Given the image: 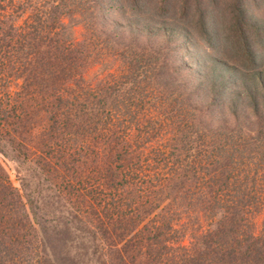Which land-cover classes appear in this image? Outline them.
<instances>
[{
    "label": "trees",
    "instance_id": "trees-1",
    "mask_svg": "<svg viewBox=\"0 0 264 264\" xmlns=\"http://www.w3.org/2000/svg\"><path fill=\"white\" fill-rule=\"evenodd\" d=\"M227 1L231 17L230 22L224 24L225 34L237 43L236 50L245 60L244 68L238 67L229 80L221 76L219 81H213L205 76L206 85L203 86L182 81L183 67L176 62L181 59L183 48L189 55L200 47L201 59L192 61L195 65L206 55L202 47L210 46L218 29L216 20L209 16V24L206 17L218 8L217 0H178L174 16L178 14L179 21L186 22L185 18L192 13L196 17L198 40L195 42L187 24L182 27L178 22L170 23L176 17L163 22V14L173 4L171 0H0V151L9 149L16 159H29L44 173H60L72 156L67 154L68 159L61 161L60 155L64 156L59 153L61 151L48 145V141L59 134L65 140L72 137L90 139L86 141L91 154L100 160L104 154L106 159L100 164L102 169L96 166V173H93L100 186L107 190L108 210L98 211L83 197V206L87 204L89 208L86 216H92L93 220H76L83 229L93 222V232L86 242L91 243L92 255L97 254L94 257L99 262L86 261L87 264H264L262 235L253 233L254 224L249 217L246 221L247 213L255 215L261 206L260 202L256 203L259 197L255 195V177L248 180L249 186L247 177L242 187L236 178H232L235 166L251 164L256 168L264 164V140L256 143L254 149L247 146L249 150H258L253 160L249 153L246 154L247 148L243 151L237 149V145L227 148L207 146L208 143L204 142L205 136L213 138L210 132L213 122L217 123L218 119L212 115V110L222 93L231 87L230 82L239 83L243 92L231 91L228 100L230 114L224 112L226 117L224 115L217 123L220 130L217 134L236 127L243 114L244 121H247L244 127H249L251 136L264 137V67L259 70L263 61L258 56L264 50V36L246 40V29L253 28L254 32L260 29L249 21L244 4L239 0ZM73 15L77 19L72 18ZM59 16L69 17V25H57ZM157 19L160 23L156 22ZM78 24L85 31L80 41H73L69 30ZM260 31L264 33V30ZM143 35L146 40L153 35H160L164 40L162 43L152 40L142 43ZM93 44L134 65L145 63L161 90L170 94L178 90V104L186 103L184 105L189 109L181 116L183 119L184 116L190 117L189 122L184 119L185 122L178 126L184 127L188 135L174 141V146L170 139L163 145L170 124L156 126L152 111L129 112L127 104L122 111L118 110L127 121H123L117 130L116 124L107 131L106 127L99 129L92 125L84 133L81 124L84 120L76 112L91 102L99 107L95 109L99 117L105 103L103 91L106 89L103 86L97 99L91 101L93 93L85 89L84 82L80 84L83 70L79 61L91 54ZM220 68L228 75L234 73L229 74L232 68L225 65ZM132 71L133 79L138 78L137 69ZM185 77L189 78L188 75ZM144 78L149 80L148 75L141 80ZM196 90L202 91L199 99ZM138 93L143 97L145 91L140 89ZM249 105L251 107L244 110ZM41 112L47 114L45 125L49 132L33 136L39 139L29 146L27 139L31 136L33 124L38 125ZM213 117L215 120L211 121ZM230 119L232 123H229ZM239 138L245 142L246 136L240 135ZM159 144L160 151L157 149ZM165 145V151L171 156L168 167L171 177H155L153 183L154 177L145 171L151 168L147 157L154 152L153 158L163 159L162 147ZM187 146L190 154L182 156ZM69 161L77 165L82 163L75 157ZM190 171L191 177L199 171L207 176L199 179L205 182L203 189L197 188L195 192L187 187L189 183L185 175ZM25 203L31 209L35 208L28 194ZM25 203L2 177L0 168V264H35L36 260L80 264L81 259L78 260L75 253L63 258L60 252L52 251L48 238L38 241L33 250L34 237L29 238V230L35 231L38 223L34 222L37 224L34 227L27 220ZM199 210L206 219L213 217L214 221L210 220L208 230L194 235L192 243L184 247L180 245L181 235L172 223L184 220L187 222L183 223L185 228L188 223L197 221Z\"/></svg>",
    "mask_w": 264,
    "mask_h": 264
},
{
    "label": "rangeland",
    "instance_id": "rangeland-1",
    "mask_svg": "<svg viewBox=\"0 0 264 264\" xmlns=\"http://www.w3.org/2000/svg\"><path fill=\"white\" fill-rule=\"evenodd\" d=\"M171 1L173 4L168 6L170 9H167V12L163 14V22H166V20L172 21L178 15L176 14L174 16V12L178 6V0ZM239 1L241 4H244V7L246 8V15L249 21L255 24L260 30H264V0ZM228 5L229 3L227 0H217L218 8L216 11H212L210 15L206 17V20L209 24L211 19H215V22L218 23V29L216 37H214L212 42H210V46H201L203 49L202 51H205L206 55L199 64L196 63L195 65V63H192V61L201 59L199 58L200 47L198 49H193L189 55L186 53L184 48L182 49V57L178 62H176L178 66L182 65L183 67L180 74V79L182 81H190L194 85L202 84L204 86V84L206 85L204 80L205 76H207V80L219 81V77L221 76H223V78L226 76V80H229L234 76L235 71H238V67L244 68L243 62H245V60L243 59L241 52L236 50L237 43H233V41L229 40L230 36H226L225 34L226 25L224 24L228 23V21L230 22L231 17L230 13L227 11ZM212 15L214 18H212ZM209 16L211 19H209ZM75 17L76 15L72 16V18L77 19ZM185 19L186 22H181L178 20V17H176L174 21L170 23L178 22L182 27L187 24L192 41L195 42L198 40L196 33L197 29L195 25L196 17L192 13ZM69 20V17L67 18L66 16H59L56 22L57 25H64L67 23L69 25ZM142 21L143 20L141 19L140 22ZM159 21L160 20L158 19L156 20L157 23H160ZM70 23L72 22L70 21ZM252 30L253 28L249 30L246 29V40L248 39V41H251L253 38H261L264 36L262 31L259 30L258 32H254ZM84 31L85 29L81 24L72 25L69 30V34L73 41H80ZM145 35H143L141 38L142 43L144 41L151 40L162 43L164 40L160 35H153L149 38V40H146L144 37ZM179 42L182 44L180 39ZM92 47L91 54L89 56H85L83 60L79 61V63H82L81 69L83 70L80 72V76L83 79L80 84L84 82V84L87 85V88L85 89L93 93L94 97L90 98L91 101L97 99V93L103 91L102 86L104 89H106V91H103L106 97L104 96L103 98L105 103H103L104 108L100 110V118L97 116L98 112L95 111V109H98L99 107H96V104H92L91 102L85 103L84 106H86V108L76 112V115H79L78 117H82L81 119L84 120H82L83 122L81 123L82 131L84 133L87 131V129H89V127H92V125L99 129L106 127L107 131L108 129L113 128L112 126L116 124L115 130H117L120 125H123V121H127V118L122 116L118 110L122 111L124 106L127 104L129 112L134 111L136 113H147L149 110L152 111V120L156 126L162 125L163 127H166L170 124V128H166L165 137L167 138L163 140V145L168 143L167 139H170L171 145L174 146V141L182 140L183 137L188 135V132L184 127L178 126L180 123L185 122L184 119H186V122L190 121V117L184 116L183 119L181 116L183 112H189V109L188 107H185L184 104L186 103H182L180 105L178 104L179 98L176 96L178 90H173L172 94L166 92L164 89L161 90L160 86L155 82V80L153 81L151 78L150 73L146 69L145 63H138L134 65L133 63L129 62V60H123L118 57V55L112 54L111 51H104L97 44H93ZM168 47L171 48L170 46ZM258 56L260 57L259 60L263 61V64L259 69L262 70L264 67V50L261 53H258ZM224 65L232 68V70H229V74L232 72L234 73L228 75L225 73V70L222 71L220 66ZM135 69H137L138 78L133 79L132 70ZM144 74L149 76V80L148 78L141 80V78L147 76H144ZM185 75H188L189 78H186ZM263 78L264 71L262 72V79ZM230 84L231 87L227 89V92L224 94L222 93V96L219 98V103L213 107L212 115L217 117V123H219L224 118V112L230 114L228 110V100L231 96V91L238 90L240 93L243 92V88L242 86H239V83L230 82ZM67 85L69 86L70 82H68ZM140 89L145 91L143 97H141L138 93ZM257 89L258 88H256V90ZM196 92L198 93H195V95L197 99H199L202 95V91L196 90ZM45 95L46 94H44V97ZM207 99L210 100V98ZM201 105L202 104H199V106ZM115 107L117 110H115ZM249 107L251 106H246L244 110ZM221 112H223V114ZM240 112L243 113V111ZM44 113L41 112L39 114L40 119L38 125L33 124V130L30 131L31 136L27 139V144L29 146H32L34 141L39 139L34 138L33 136L38 137L37 135L39 134H46V132H49V129H47L45 125V116H47V114ZM94 116H96V118H94ZM242 118L243 119L241 121L237 122L236 127L230 128L232 130H224L223 133L220 132L218 134L217 132L220 130L216 127L217 123L213 122V128L211 130L212 132H210L213 138H208L205 136L204 142L208 143L207 146L217 145L219 147L223 146L227 148L231 145H237V149H242L243 151H245L246 148L248 149L247 146H249L250 149L251 147L254 149V147L257 146L256 143L262 142L264 137H260L258 139L257 137L253 138L251 136L252 134L249 132V127L247 129L244 127V125L247 126V121H244L245 118L243 114ZM210 120H215V117L211 118ZM251 120H253V118H251ZM253 121L255 122V120ZM229 123H232L231 119L229 120ZM233 125H235V123ZM119 131H117L116 135H118ZM230 131H232V134H229ZM239 134L241 136H246V139L244 140L245 142L239 138ZM58 135L59 134L53 136L54 138L48 141V145L55 148L57 151H61L59 153L64 155L63 157L60 155L59 159H61V161L64 158L68 159L67 154H69V156L75 157L77 160H82L80 165L70 162L69 160H71V157L69 160H67V164L64 165L65 170H60V173H44L41 169L36 167V164L33 163V161H30L29 159L18 160L16 159L15 154L9 152L10 150L7 149L0 151V168L2 170V177L5 178L9 185L22 196V201H24V203L26 194H28L30 201L35 203V208L32 209L27 206V203H25L28 217L27 220L32 223L34 227L37 226V224L34 222L38 223V227L35 229V231H31V229L29 230V238L32 239L34 237L33 250L38 241L43 238H48L49 241L52 242H50L51 246L53 247L52 251L60 252L59 254L64 255L63 258L71 257L73 253H75L78 260L81 259L79 261L80 264H87L86 261L89 263H95L96 260L98 261L97 258L95 259L97 254L94 255L95 257L92 255L90 248L91 243L86 242V238L91 237V232H93L91 226L93 225V222L85 226L83 229V226L80 225L76 220H93L92 216H86L89 208L87 204L83 206V203L81 202L84 199L83 197H85V200L90 201L93 207H95L98 211H100V209L103 211L105 209L108 210L107 207L110 204V201L107 198V190L100 186L98 177L94 174L97 170L96 166L102 169V165L100 164L106 159L104 154L101 160L98 158V156L91 154L90 150L87 148L89 144L88 141H90V139H79L77 137H72L68 140H65L66 138H63L61 135L59 137ZM45 137H47V135L43 136V139H45ZM74 139H77V141H73ZM256 139L259 142H257ZM102 141L104 140H100V142ZM232 142L234 144H231ZM153 147H155V145H153ZM165 147L166 145L162 147L164 149L163 159H160L158 156L153 158L155 154L154 152L150 153V158L147 157L148 161L151 162V168H148L145 171L148 176L154 177L152 180L153 183L155 181V177L159 179L171 177L170 172L168 171L171 156L168 155L167 151H165ZM157 149L160 151V144L157 146ZM245 152L246 154L249 153L251 159L253 160L257 156L256 154L258 153V150L248 149V151L246 150ZM59 153L57 154L59 155ZM189 154L190 150H188L187 146V151L182 152L181 155L186 156ZM94 156L95 159H93ZM143 158L144 156H142V159ZM83 161H85V164ZM91 162L92 164L89 165ZM143 164H145V160H143ZM154 164L156 165L153 166ZM191 175L192 171L187 172L185 175L186 182L189 183L187 187L191 189V191L193 190L195 192L197 191V188L203 189L205 182L204 180L199 181V179L202 177L206 178L207 176H203L200 171L194 172L192 177ZM247 177L248 179L246 182H248V186L250 185L248 180L251 178L254 179L255 177L254 181L257 193H254L256 197H259V200H257L256 203L260 202L261 206H259V212L255 215H248L247 213L246 221L248 217L251 219V222L254 224L253 233L257 235L261 233L260 235H262V238L260 240L261 243L264 244V164H260V166H257L256 168L251 164L234 167L232 178H236V180L239 181L237 184H240L241 187ZM192 179H194L193 182L196 179L197 181L194 183L190 182ZM25 191L26 194H24ZM196 195L197 194L193 196ZM197 214V221L188 223L185 228H183V223L186 224L187 222L184 220H178L172 223L174 226L173 228L177 230L178 235H181V240L179 243L184 247H188L192 243L191 241L194 239V235L208 230V223L210 220L214 221L213 217L210 219L206 216V219L205 215L201 213L200 210L197 211ZM35 232L37 233V236ZM80 241L85 242L82 243ZM85 253L87 256H85ZM35 264H58V260L55 262L51 261L49 263H41V261L38 262V260H36Z\"/></svg>",
    "mask_w": 264,
    "mask_h": 264
}]
</instances>
